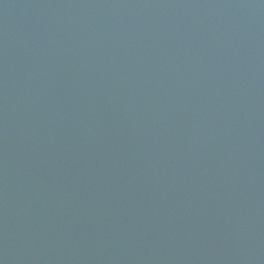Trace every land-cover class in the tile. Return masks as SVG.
<instances>
[{
  "label": "water",
  "instance_id": "obj_1",
  "mask_svg": "<svg viewBox=\"0 0 264 264\" xmlns=\"http://www.w3.org/2000/svg\"><path fill=\"white\" fill-rule=\"evenodd\" d=\"M0 264H264V0H0Z\"/></svg>",
  "mask_w": 264,
  "mask_h": 264
}]
</instances>
